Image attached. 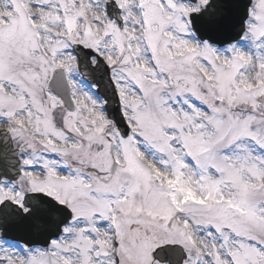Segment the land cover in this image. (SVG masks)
Instances as JSON below:
<instances>
[{"label":"snow or ice","instance_id":"1","mask_svg":"<svg viewBox=\"0 0 264 264\" xmlns=\"http://www.w3.org/2000/svg\"><path fill=\"white\" fill-rule=\"evenodd\" d=\"M0 264H264V0H0Z\"/></svg>","mask_w":264,"mask_h":264}]
</instances>
